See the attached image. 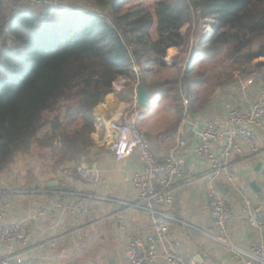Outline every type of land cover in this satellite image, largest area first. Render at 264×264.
<instances>
[{
	"label": "crops",
	"instance_id": "1",
	"mask_svg": "<svg viewBox=\"0 0 264 264\" xmlns=\"http://www.w3.org/2000/svg\"><path fill=\"white\" fill-rule=\"evenodd\" d=\"M176 48L167 53H174ZM263 61L257 59L260 65ZM148 75L146 71L136 80L114 83L113 91L94 109V145L80 161L59 162L49 149L35 146L28 153L17 154L13 163L0 171V198L7 202L4 221L21 224L29 235L24 247L0 242L1 252L24 251L35 264H128L129 236H147L153 230L147 214L132 206L139 195L133 176L141 170V162L136 155L117 161L109 142L114 136L111 122L134 114L159 158L169 154L180 129L187 142L182 152L185 185L176 194L172 210L176 220L170 223L169 235L176 251L186 261L195 259L198 264H244V258L237 256L231 245L248 250L259 238V232L244 225L239 215L246 199L264 200V124L255 129L261 154L249 158L245 150L244 155H234L230 163L235 180L229 182L225 176L218 180L220 192L233 208L234 219L224 238L229 244L207 234L213 220L204 176L211 164L196 152L197 132L206 120L229 129V111L253 106L264 75L253 84H246L248 76L203 96L194 90L197 83L189 96L183 95L184 104L177 95L169 103L173 93L149 83ZM141 79L150 92L148 108L136 102ZM188 97L190 102L185 104ZM223 147L222 141L213 150L218 152ZM156 264L168 263L160 259Z\"/></svg>",
	"mask_w": 264,
	"mask_h": 264
},
{
	"label": "trees",
	"instance_id": "2",
	"mask_svg": "<svg viewBox=\"0 0 264 264\" xmlns=\"http://www.w3.org/2000/svg\"><path fill=\"white\" fill-rule=\"evenodd\" d=\"M87 1L104 14L58 6L7 14L11 1L0 0V171L35 146L59 162L80 161L94 145V109L118 78L131 75L132 57L152 54L150 62L166 66L195 13L215 21L192 51L195 62L223 54L242 67L264 58V0H154L123 13L132 0ZM133 38L142 48H131ZM179 81L159 86L183 100L181 88H169ZM182 83L189 96L198 79L187 71Z\"/></svg>",
	"mask_w": 264,
	"mask_h": 264
},
{
	"label": "built area",
	"instance_id": "3",
	"mask_svg": "<svg viewBox=\"0 0 264 264\" xmlns=\"http://www.w3.org/2000/svg\"><path fill=\"white\" fill-rule=\"evenodd\" d=\"M257 77L261 76H251L246 84H253ZM185 102L187 104V100ZM187 112L188 110H185V115ZM227 120L230 128L224 130L210 120L204 121L198 129L196 144V152L211 164L210 172L204 176L209 184L207 200L213 220V228L207 234L225 244H229L224 238L228 235L234 214L231 203L220 192L218 180L221 176H225L229 182L235 180L230 163L234 155H244L245 150H248L249 158L261 154L255 129L264 124V85L260 96L249 110L232 108ZM111 128L114 136L109 142V148L115 159L122 161L136 155L141 162V170L133 176L139 195L138 201L132 206L147 214L153 230L147 236H129L126 249L128 264H156L160 259L168 264H198L195 259L186 261L176 251L169 235L170 223L176 220L172 213L176 204V194L185 185L182 181L184 177L182 152L187 142L182 136L183 130H179L169 154L165 158H159L134 114H127L123 119L111 122ZM222 141L223 149L215 152L214 145ZM6 211L7 202L0 198V242L26 246L28 233L19 223H6L4 221ZM239 220L257 230L259 238L248 250L233 245L231 247L235 249L237 256L244 258V264H264V200L253 202L246 199ZM0 264H35V261L27 259L24 251L12 253L0 251Z\"/></svg>",
	"mask_w": 264,
	"mask_h": 264
},
{
	"label": "rangeland",
	"instance_id": "4",
	"mask_svg": "<svg viewBox=\"0 0 264 264\" xmlns=\"http://www.w3.org/2000/svg\"><path fill=\"white\" fill-rule=\"evenodd\" d=\"M11 1L7 9L4 12L10 14L13 9L16 10L24 8H33L36 10L44 9L46 6H58L64 11H75L78 8L94 12L99 10L101 14H104L103 10L93 6L92 3L87 0H8ZM154 0H132L130 3L124 6L122 11L129 10L132 6H136L140 3L146 5H152ZM194 21L186 24L181 32L185 37V44L181 47H177L172 54H168L165 60H168L169 65L161 66L157 63L150 62L152 54L143 55L142 58L136 59L132 57V69L130 76H122L117 79V83H121L124 79L136 80L138 76H141L144 72H149V83L152 85H160L165 82H174V80H180L179 85H169V88H181L182 96L185 95V87L182 83V78L187 71L198 79V86L194 88L197 94L206 95L208 92H213L217 87L224 88V86L232 85L237 81L242 80L248 76H263L264 65H260L259 60L254 61L245 66H235L231 61L225 60L223 54H219L214 58H207L204 61L195 62L194 57L191 56L193 49L197 48L198 44L210 37L213 33L214 19L208 18L204 20L199 13L193 14ZM152 36H156L155 28L152 29ZM134 43L131 48H142L140 43L136 42V38H133ZM8 43L13 44V40H8ZM3 38H0V46H3ZM169 58V59H168ZM262 62V61H260ZM264 62V61H263ZM201 83V86H200ZM173 94L168 98V102H173ZM182 102V99H181ZM52 113H46L47 117L52 116Z\"/></svg>",
	"mask_w": 264,
	"mask_h": 264
},
{
	"label": "water",
	"instance_id": "5",
	"mask_svg": "<svg viewBox=\"0 0 264 264\" xmlns=\"http://www.w3.org/2000/svg\"><path fill=\"white\" fill-rule=\"evenodd\" d=\"M149 100H150V92L148 91L146 84L141 83L137 91L136 102L139 106L143 108H148ZM53 185H57V184H53ZM251 185L256 191H259L256 183H252Z\"/></svg>",
	"mask_w": 264,
	"mask_h": 264
}]
</instances>
